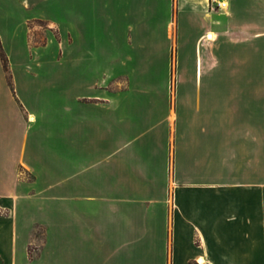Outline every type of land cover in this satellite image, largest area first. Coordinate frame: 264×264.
<instances>
[{"label":"crops","instance_id":"1","mask_svg":"<svg viewBox=\"0 0 264 264\" xmlns=\"http://www.w3.org/2000/svg\"><path fill=\"white\" fill-rule=\"evenodd\" d=\"M226 1H19L98 51L0 96V264H264V68L219 74L264 60V0Z\"/></svg>","mask_w":264,"mask_h":264},{"label":"rangeland","instance_id":"2","mask_svg":"<svg viewBox=\"0 0 264 264\" xmlns=\"http://www.w3.org/2000/svg\"><path fill=\"white\" fill-rule=\"evenodd\" d=\"M20 0H14L15 11L8 10L3 13L0 12V45L7 57L10 79L3 70L0 61V96L5 98L6 95H16L17 92H25L29 83V75L34 72L54 73L58 75H66L70 70L67 68V60H85L89 58L91 53H95L98 50L93 47V44H89L90 47H86L83 44L76 42L72 44L71 51L68 52V34L62 30L58 31L54 27L47 23V18L36 16L39 12L45 11V6L41 5L40 9L33 8V10L23 9ZM40 0H30L31 3H38ZM10 0H0L1 4H8ZM176 0H174V13L176 14ZM24 15H28V27L37 26L36 30H32L26 33V26L22 23ZM44 31L46 33L44 34ZM46 37L47 45L44 48L39 47L38 43L43 41ZM175 48L173 49V52ZM46 60H48L46 62ZM47 63L42 66V69L37 68V62ZM136 60H116V67L121 71L131 72L132 68L136 70ZM174 61V60H173ZM184 60H180L182 62ZM264 60H220L219 74L220 76L228 75L229 73L247 74V73H260L263 71ZM167 63V60H155L153 69L144 66V72H152L156 76L155 84L158 85L159 77L163 73V67ZM140 66V63H138ZM121 67V68H120ZM142 71V70H141ZM227 81L220 79V87L226 88ZM223 85V86H222ZM141 82H133L130 84V88L133 91L140 90ZM138 89V90H136ZM143 89V88H142ZM145 91V90H144ZM14 93V94H13ZM66 95V94H64ZM16 97H12L15 99ZM15 101V100H14ZM6 104H9L8 102ZM27 178L28 175L23 173ZM0 214L4 215V211L0 210ZM0 225V229H1ZM43 228L36 227L34 234L41 236ZM1 237V236H0ZM3 244V237L0 241ZM32 251V247L30 248ZM33 253V252H32ZM31 255V252H30Z\"/></svg>","mask_w":264,"mask_h":264},{"label":"trees","instance_id":"3","mask_svg":"<svg viewBox=\"0 0 264 264\" xmlns=\"http://www.w3.org/2000/svg\"><path fill=\"white\" fill-rule=\"evenodd\" d=\"M0 61H1L2 67H3V70L6 73V76L8 78V82H9L10 74H9L7 57H6L5 53L3 52L1 45H0Z\"/></svg>","mask_w":264,"mask_h":264},{"label":"bare ground","instance_id":"4","mask_svg":"<svg viewBox=\"0 0 264 264\" xmlns=\"http://www.w3.org/2000/svg\"><path fill=\"white\" fill-rule=\"evenodd\" d=\"M221 8H226L227 7V1L226 0H220L219 4ZM214 36V35H213ZM208 39V38H207ZM211 39V38H209Z\"/></svg>","mask_w":264,"mask_h":264}]
</instances>
